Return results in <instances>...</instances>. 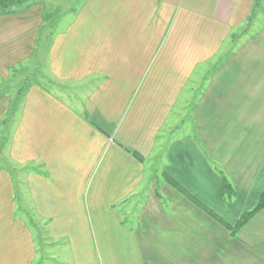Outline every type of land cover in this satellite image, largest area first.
Listing matches in <instances>:
<instances>
[{
    "label": "crops",
    "instance_id": "0c3cea01",
    "mask_svg": "<svg viewBox=\"0 0 264 264\" xmlns=\"http://www.w3.org/2000/svg\"><path fill=\"white\" fill-rule=\"evenodd\" d=\"M31 65L49 82L19 99L12 77ZM181 188L232 226L264 190V0L0 15V264L40 256L26 215L43 262L264 264V210L233 236Z\"/></svg>",
    "mask_w": 264,
    "mask_h": 264
},
{
    "label": "trees",
    "instance_id": "16d2710c",
    "mask_svg": "<svg viewBox=\"0 0 264 264\" xmlns=\"http://www.w3.org/2000/svg\"><path fill=\"white\" fill-rule=\"evenodd\" d=\"M39 2V0H0V15H10L17 14L23 11H26L30 7H32L35 3ZM24 87L21 89V94H19V99L24 93ZM16 105V101H15ZM8 120H5L4 124H7ZM135 156L142 160V158L135 154ZM176 185V184H175ZM181 192L189 197L195 204L200 206L207 214H209L212 218L221 223L224 227H226L233 236H236L239 231L259 212L264 210V190L260 194L255 205L245 212L242 217L238 220V222L232 226L228 224L222 217L216 214L213 210L203 205L197 199L193 198L186 190L181 188ZM220 196L223 199L231 200L236 196V191L233 185L228 181L225 176H222V184L220 189Z\"/></svg>",
    "mask_w": 264,
    "mask_h": 264
},
{
    "label": "rangeland",
    "instance_id": "374dc122",
    "mask_svg": "<svg viewBox=\"0 0 264 264\" xmlns=\"http://www.w3.org/2000/svg\"><path fill=\"white\" fill-rule=\"evenodd\" d=\"M39 1H41V0H39ZM48 2H50V1H48ZM71 6L72 5H70L69 7H71ZM65 8L66 7L63 6L61 3L57 4V3H53V2H52V5H50V7H49V9L52 10L50 12H52L53 15L58 13L59 10L64 12ZM253 18H255V16H253ZM235 33H236V38L237 39L244 38V36H246V34L249 33V27L245 26V27L237 30ZM218 61H219V58H215L210 65L211 66H214L215 64L218 65ZM31 66L32 67H30V68L27 67L28 69L22 68V67L20 69L18 68L19 70H17V72H16L17 75L15 74L14 77H12L13 81H14V84L11 87L13 88L12 91H13L14 94H17L18 91L20 90V88L24 87V84L26 82L35 80L36 79L35 75H37V79L38 80H41L44 83L49 82L48 78H47L48 74L45 72V70L43 68L36 69L35 67H33L34 65H31ZM207 68H210V67L207 66ZM27 70L29 71V73H26ZM37 72H40L41 75H39ZM205 72H206V69H204L201 72V74H199V76L196 77V79H195L196 83H198V80H199L200 83L204 82L203 77L206 76V75H204ZM188 109L189 108L186 107V106L180 107V116H182L181 117V124L185 123L186 117L188 118L189 115H190L189 112H188ZM7 146H6V148H7ZM20 175H21V173H20ZM133 201H135V200H133ZM28 216L27 215L24 216L27 221H32V222L34 221V223L36 222V224H37V225L36 224L35 225H36V228H37V232H38L37 234L38 235L35 238L37 239V246H38V249H39L38 252H40L39 253L40 256L37 258V261L35 262V264H57L56 262H43V259L40 258L42 256V254L45 253V255H47V254L51 253L52 251H47V248H44V245H41V243L44 244L45 240L47 239V237H45L46 236V232H45L46 230L44 229V225H42L39 220L37 221L36 218H32L30 215H28ZM40 238L42 239V242H38V240ZM61 255H62L63 258H65L67 256L65 251H62ZM62 263L63 264H73V262H60V264H62Z\"/></svg>",
    "mask_w": 264,
    "mask_h": 264
}]
</instances>
